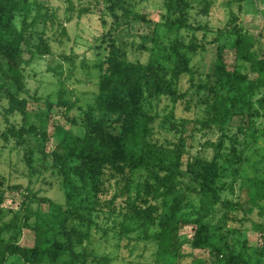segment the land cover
<instances>
[{
  "label": "trees",
  "instance_id": "trees-1",
  "mask_svg": "<svg viewBox=\"0 0 264 264\" xmlns=\"http://www.w3.org/2000/svg\"><path fill=\"white\" fill-rule=\"evenodd\" d=\"M66 1L69 10H75L73 0ZM79 2L83 6L78 15L98 9L102 26L93 47L98 56L93 101L86 104L80 120H70L83 127L85 135L55 124L57 143L49 151L40 150L41 167L51 169L66 185V206L28 187L11 185L0 173V264H9L11 258L24 264H89L92 253V261L109 264L107 256H98L82 244L90 239L92 215L101 213L111 217L118 241H153L154 264H183L186 259L191 264H264V177H242L231 163L248 161L241 139L247 144L246 138L256 130L255 121L264 117V53L256 48L259 36L248 32L231 12L210 40L208 24L191 20V0H164L163 19L151 36L130 30L132 21L149 20L136 9V0ZM203 3L208 9L210 1ZM48 9L42 0H0V113L7 124L0 135L6 142L14 140L16 148L26 144L28 135L48 139L40 125L27 122L33 117L30 101H40L31 92L27 68L51 52L45 35L54 16ZM159 25L174 37L162 39ZM199 28L204 30L202 37L196 34ZM35 33H39L37 42L32 40ZM211 43L215 44L212 69L204 80L194 83L196 72L190 60ZM225 43L232 46L237 61L231 68L223 54ZM144 52L146 60L141 58ZM72 55H60V59L73 66ZM52 70L60 79L65 74L61 60ZM185 73L193 86L180 91L177 83ZM57 97L56 105L66 112L74 106L64 90ZM163 99L169 100L170 107L152 112L154 103L159 105ZM179 101L188 107L204 105L203 115L194 121L198 125L189 129L188 120L176 115ZM45 102L46 111L41 114L52 109V102ZM16 113L21 115L19 125L10 120ZM197 132L215 134V139L203 144L212 155H194L184 162L189 141ZM229 174L241 178L243 199L227 197L225 191H233L232 183L226 181ZM113 181L117 186L127 182L126 192L120 189L102 201L106 185L112 186ZM15 195L20 197L19 206L7 220L12 208L6 210L4 203ZM118 195L125 198L117 208ZM229 218L234 226H229ZM77 221L87 223V230L76 228ZM22 227L34 232L31 245L21 243ZM187 227L189 235L183 232ZM249 229L259 233L258 243L252 248L247 238L237 237L236 243L242 244L234 248L228 237ZM192 249H206L215 258L196 256Z\"/></svg>",
  "mask_w": 264,
  "mask_h": 264
},
{
  "label": "rangeland",
  "instance_id": "rangeland-1",
  "mask_svg": "<svg viewBox=\"0 0 264 264\" xmlns=\"http://www.w3.org/2000/svg\"><path fill=\"white\" fill-rule=\"evenodd\" d=\"M205 0H191L192 8L190 14L194 24H208L210 29V35L208 38L211 40V35L216 32V28L223 27L231 16V12L237 15L238 22H240L244 28L254 35L259 36V43L256 48H260L264 53V0H209L208 9H204ZM44 4L48 6L49 13L53 14V23L48 22L47 26L52 30L46 28V35L48 37L46 42L49 44L51 52L41 55L36 58L27 68L31 77H29L28 84L31 92H36L40 101H30L29 109L32 112L33 117H29L27 122L36 123L40 125L46 136L47 140L43 141L40 136L28 135L26 138V144L14 147V140L9 142L4 141L0 135V173H2L9 184H20L21 189L28 187L34 190L37 194L48 196L54 201L60 202L66 206V185L54 175L51 169L41 167L43 160L41 159V149L49 151L58 141L56 135H54V125L59 124L68 128L70 131L77 135H85L84 128L71 123V119L75 118L80 120L85 113L87 107L86 104L93 101L94 93L96 92V82L98 79V71L94 64L98 56H96L93 49L96 44V37L102 31L101 20L99 18L98 9L92 12L83 13L78 15V9L82 7V2L79 0H73L75 10L70 11L69 5L66 0H42ZM164 0H136V9L140 12H144L148 15L147 21H132L131 32L135 34L152 35L155 25L161 23L165 8L163 6ZM203 3V4H202ZM83 4H85L83 2ZM104 8V6H103ZM102 9V8H101ZM65 28V33H61V28ZM42 28V25L40 26ZM129 27H124V29ZM53 32V33H52ZM204 30L199 28L196 30L198 37H202ZM158 33L162 39L168 41V37H174V34H167L163 25L158 26ZM191 32L189 31V34ZM39 33L33 35L32 40L37 42ZM188 40V39H187ZM224 40L220 41L221 46ZM223 48V54L226 63L231 68L237 61L235 60L234 50L228 43ZM214 45H206V49L203 52H198L191 60L190 64L195 67L194 83H198L199 80H204L206 73L211 71L214 64ZM154 55L159 53L157 48H153ZM75 54V55H72ZM60 55H72L74 65H70L71 62H67L64 59H60ZM148 53L141 54V58L146 60ZM62 61L65 74L61 79L55 75L52 68H54L59 61ZM197 69V70H196ZM70 70V73L67 71ZM188 74H182L179 77L177 88L180 91L188 90L193 85L189 80ZM62 85L60 87V82ZM62 89L65 92L66 98L74 104L70 111L66 112L65 107L56 105L58 101L57 93ZM36 90V91H35ZM260 92H257L259 94ZM49 100L52 102V109L46 113H40L46 111V102ZM170 107V102L167 99H163L159 105L154 103L152 112H165V106ZM38 114V115H35ZM175 113L178 117H183L188 120V128L195 124L196 119H200L204 113V105L194 106L191 103V107H188L183 101H179L175 105ZM41 116V117H39ZM10 120L16 124H21V115L14 114L10 116ZM70 121V122H69ZM26 122V126L28 123ZM6 122L0 113V131L6 128ZM256 130L253 135H248L246 138L247 144L244 143L242 134L240 136L241 145L245 150V154L249 156L247 162H231L237 168V171L242 177L248 176L264 177V117L259 118L254 123ZM160 134V133H159ZM163 137V134H160ZM215 139L214 133L204 134L203 132L194 133L193 137L189 141L187 146V153L184 155V162H187L190 156L205 155L209 158L212 155L210 148L204 149L203 144L207 140ZM226 152L227 149L225 150ZM29 152L31 155H29ZM31 158L30 160L28 158ZM45 164V161H44ZM39 168L40 171H36ZM227 182L232 183L233 191L226 190L227 197L232 200L239 199L238 195H241V199L244 198V191L240 192V181L237 175L229 174L226 178ZM126 183H121L119 186L112 182V186L106 185V190L102 195V201L110 199L114 194H117L120 189L126 192ZM119 188V189H118ZM118 189V190H117ZM125 196L118 195L115 197V204L117 208L122 205V200ZM20 197L15 195L12 199H7L4 206L12 211L7 212L6 219L9 220L15 210L18 208ZM231 214H237L235 211H230ZM23 212L20 215L22 217ZM107 213H101L99 217L92 215L94 225L90 228V239H84L83 245L91 252H97L96 255H105L109 258V264H154V253L156 250V244L153 241H137L134 238L127 244L125 240L118 241V234L115 230L111 229V217H105ZM242 215L241 212L238 213ZM256 219V212L252 214ZM263 221V220H262ZM21 222V221H19ZM229 226H234L235 221L229 218ZM75 227L82 232L87 230V223L75 222ZM183 232L190 234V228L187 227ZM33 231L29 228H21V243L24 245H31L33 242ZM237 237L248 239V244L254 245L258 243L259 233L253 230H243L235 236H229L228 241L235 248H240L242 242L236 243ZM189 250V246H187ZM251 248V247H250ZM192 253L196 256L204 257L209 260L215 258L206 249H192ZM95 253H92L89 258V264H98L96 260L92 261ZM9 264H24L22 261L16 259L10 260ZM183 264H191L190 259L183 261Z\"/></svg>",
  "mask_w": 264,
  "mask_h": 264
}]
</instances>
